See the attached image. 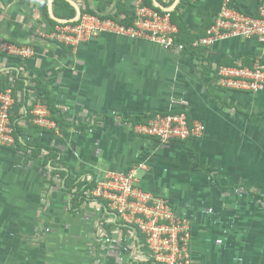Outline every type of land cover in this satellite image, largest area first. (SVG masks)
<instances>
[{
  "label": "crops",
  "instance_id": "1",
  "mask_svg": "<svg viewBox=\"0 0 264 264\" xmlns=\"http://www.w3.org/2000/svg\"><path fill=\"white\" fill-rule=\"evenodd\" d=\"M134 2L0 0V43L33 49L30 56L0 50V87L16 92L19 114L48 95L61 126L55 122L53 137L30 129L24 139L31 148L45 143L59 149L58 167L44 150L34 155L28 147L14 152L0 148V186H38L40 173H48L47 190L61 191L60 175L52 179L55 184L51 180L56 168L97 182L107 171H127L143 161L147 168L139 171L141 185L169 198L176 213L191 223L190 264H264V90L225 89L217 74L221 64L264 62V45L234 36L208 46L166 50L148 40L102 33L73 52L48 36L57 22L78 11L129 22ZM231 3L256 15L264 0ZM146 4L177 10L185 36L195 38L213 23L222 0ZM174 107L202 121L204 134L161 144L135 132L138 123ZM15 158V178L8 181L12 174L4 168ZM58 192L46 199L51 210L33 215L37 220L32 217V235L41 231L46 240L19 247L18 236L14 246L0 238V247L10 252L2 258L0 250V264H49L51 258V264H148L150 252L135 229L98 202L84 201L71 213L65 193L59 198ZM67 202L72 205L70 196ZM13 216L16 223L23 221L22 213L0 221L10 223Z\"/></svg>",
  "mask_w": 264,
  "mask_h": 264
},
{
  "label": "built area",
  "instance_id": "2",
  "mask_svg": "<svg viewBox=\"0 0 264 264\" xmlns=\"http://www.w3.org/2000/svg\"><path fill=\"white\" fill-rule=\"evenodd\" d=\"M194 1V0H191ZM131 23H122L93 13H82L75 21H60L49 32V38L69 46L73 52L78 47L102 33L148 40L166 50H184L185 44L178 40V27L172 21V10L160 11L135 0ZM256 38L264 45V4L256 15L247 14L222 0V6L205 34L195 39L191 47L208 46L229 37ZM0 50L16 55L30 56V46L1 42ZM218 84L230 90L257 93L264 90V62L257 59L251 66L221 64L217 68ZM12 88L0 90V146L15 143L11 112L16 100ZM32 122L46 128H56L50 111L41 100L33 102ZM181 104L185 102L181 101ZM137 134L155 137L161 144L185 141L201 137L206 125L190 119L183 108H170L158 112L146 122L134 126ZM146 162H138L127 171L110 170L96 182L91 194L102 199L111 213L129 227L138 229L144 237L142 246L148 248L157 264H190L191 223L179 216L168 199L142 187L139 171L146 169Z\"/></svg>",
  "mask_w": 264,
  "mask_h": 264
},
{
  "label": "trees",
  "instance_id": "3",
  "mask_svg": "<svg viewBox=\"0 0 264 264\" xmlns=\"http://www.w3.org/2000/svg\"><path fill=\"white\" fill-rule=\"evenodd\" d=\"M145 1L148 4L153 5V0H145ZM184 1H188L189 2L191 0H184ZM153 6H154V8H156V9H158L160 11L164 10L161 7H158V6H155V5H153ZM176 12H177V10H174L172 12V21L177 25V27L179 29V31H178V40L180 42H183L185 44V46H187V48H188V46H191V43L194 41V39H198L199 37L204 35V32L201 33L200 35H198V37H195V38H192V37H194V35L192 33L191 34L189 33L190 34L189 36H192V37L187 38L185 36L186 33H187L185 24L181 20H179V18L177 19V17L175 16ZM72 16H70V17H72ZM100 17H102V16H100ZM67 18H69V17H67ZM114 19H116L119 22L126 23V24L131 23L130 20H129V22H126V21H121V20H119V19H117L115 17H114ZM22 84L24 85V83H22ZM4 89H2L0 87V90H4ZM23 90L25 92L24 95H26L28 93V88L25 87ZM12 92H13L12 95H13L14 99L17 100L18 97L16 95V92L13 90V88H12ZM39 100H41L47 106L48 110L50 111V118L58 123L57 126L59 125L58 129H59V127L61 128L60 122H59V118L55 114L58 111V109L54 106L51 98L48 95H45V96L42 95V96H39L37 98V101H39ZM33 108H34V104L30 103V105L27 107V111L25 113H23V114H19V113L15 112V110L13 108V110L11 112V123H12V125L14 127L15 143L12 146H0V148L9 149L12 152H14V151H17L19 149H25V148L28 147V148H30L32 150L34 155L42 153L41 151L44 150V151L47 152V155H46L47 160H51L52 163H53L51 165L53 167H58V162L57 161L59 159L58 158L59 149H57L55 146H50V145H47L45 143H43V144L37 143L36 145L33 146V148H31V147H29V145H30L29 143L24 142L25 135H27V132L30 129H33V130L43 129V131H45L47 137H53L57 133L56 129H54V128L46 129V128H43V127H41V126H39L37 124H34L32 122L33 114H32L31 111L33 110ZM175 110L178 111V110H181V108H177ZM20 119H23V120H25L27 122L22 124L20 122ZM149 137H151V136H149ZM153 138H155V137H153ZM182 142H184V141H182ZM57 174H59L60 177L63 179V185L59 186V187H60L61 191L65 193L67 210L69 212H71V213L76 212V210L79 209V206L84 201H97L99 204L103 205V209L104 210H107L108 212L111 213V210H109V208L107 207V205L105 204V202L102 199L97 198V197H95V196H93L91 194V191L94 189L95 184H96V181L94 179H89V180H87V179L82 180L81 179L80 180V176L79 175L72 176L71 174H67L66 172H63V171H61V170L56 168V169L53 170V174H52L53 178H51V180L54 179L55 175H57ZM52 182H53L52 184H55V182L53 180H52ZM142 187H144V186H142ZM144 188L147 189L146 187H144ZM61 191H59L58 193H62ZM69 196H70V202L72 204L71 206H69L68 202H67ZM59 197H62V196L60 195ZM3 208H4V206L2 204H0V211ZM1 227H7V226L4 225L0 221V228ZM133 229H135V228H133ZM135 230L138 233L141 241H144L143 234L138 229H135ZM18 231L19 230L13 229V230L10 231V234L12 235V237L18 236L19 235ZM18 238H19V236L16 237L17 240H18ZM9 242H11V243H9ZM14 242H15L14 238H11L10 241L7 238L6 245L7 246H9V245L14 246V244H13ZM2 244H3V242L0 241V246L1 247L3 246ZM1 247H0V250L3 252L2 258L5 257L6 255H7V257H9L10 252L5 250V249H2ZM144 247L145 246H143V248ZM147 261H148L147 262L148 264H157L154 261L153 257L151 256V254H148V260Z\"/></svg>",
  "mask_w": 264,
  "mask_h": 264
},
{
  "label": "rangeland",
  "instance_id": "4",
  "mask_svg": "<svg viewBox=\"0 0 264 264\" xmlns=\"http://www.w3.org/2000/svg\"><path fill=\"white\" fill-rule=\"evenodd\" d=\"M15 162H16V158L13 159L11 162H8V166L6 165L4 168V169L7 168V170L10 171V173L12 174L10 176L7 175L8 181H10L11 179L14 180L15 178V174H14V170H15L14 168L16 166ZM40 169L42 170V168ZM41 170L40 172H43ZM40 174L42 178L40 179L39 181L40 184H38V186H19V184L17 186H0V202H1L0 204L5 202L4 208L0 211V218L7 217L9 221L10 216L15 215V213L17 214L22 213V220H23L20 223H16L13 216L10 219V223L3 222V224L6 225L7 227L0 228V238L6 240L8 238V240L10 241L11 238H14L10 234V231L13 229L19 230L20 231L18 235L19 238L17 241V244L19 242L18 244L19 247L36 246L37 245L36 242L38 241L41 242L43 240H46V238L44 237L45 234L43 235L41 231H39V233L35 232L36 234L32 235L34 227L36 226V224L32 223V217L34 218V220H37L36 219L37 217L33 215L38 216V214H40L42 210H43L42 213L46 212L47 209L51 210L49 207H47L46 199L48 198L50 200L52 198V194H55L54 192L56 191L58 192L59 190L58 189L54 190L56 189V187H53L52 190L50 189L48 191L47 186H51L50 177H48L47 175L48 173L47 174L40 173ZM27 180L29 181L28 176H27ZM58 194L59 196L60 195L63 196L62 193H58ZM166 199H168L169 202L171 201L169 198ZM93 202H97V201H93ZM96 208L98 210L101 209L100 205L97 206ZM21 209L23 210L22 212ZM39 225L40 224H38V226ZM41 234L43 235V237ZM52 242L51 245H54ZM45 256H46V252H45ZM24 259L29 260V258L26 256H24ZM51 263H53V258H51V260L49 261V264Z\"/></svg>",
  "mask_w": 264,
  "mask_h": 264
},
{
  "label": "water",
  "instance_id": "5",
  "mask_svg": "<svg viewBox=\"0 0 264 264\" xmlns=\"http://www.w3.org/2000/svg\"><path fill=\"white\" fill-rule=\"evenodd\" d=\"M80 14H81V12L78 11V13L76 14V16L74 18L68 19V20H64V21H75V20H77L79 18Z\"/></svg>",
  "mask_w": 264,
  "mask_h": 264
}]
</instances>
